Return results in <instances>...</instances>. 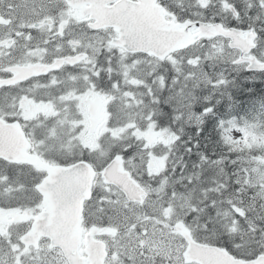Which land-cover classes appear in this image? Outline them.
<instances>
[{
    "label": "snow or ice",
    "instance_id": "snow-or-ice-1",
    "mask_svg": "<svg viewBox=\"0 0 264 264\" xmlns=\"http://www.w3.org/2000/svg\"><path fill=\"white\" fill-rule=\"evenodd\" d=\"M225 63L264 74V0H0V264H264Z\"/></svg>",
    "mask_w": 264,
    "mask_h": 264
},
{
    "label": "trees",
    "instance_id": "trees-1",
    "mask_svg": "<svg viewBox=\"0 0 264 264\" xmlns=\"http://www.w3.org/2000/svg\"><path fill=\"white\" fill-rule=\"evenodd\" d=\"M203 91L208 99L215 101V106L224 105L223 115L219 119L239 118L241 122L245 119L250 122H259L260 117L264 115V75H258L254 78L239 76L233 82L228 81L220 89L212 90L205 86ZM195 107L197 112H200V105L196 104ZM194 133L191 130L187 131L189 138ZM211 135L210 130L209 136ZM216 135L218 138V130ZM201 143L204 144L205 141H201ZM207 145L208 151L204 153L205 155L217 151L211 140L207 141ZM192 158L194 163L199 161V155L193 154L191 157H187L189 165H192L190 161Z\"/></svg>",
    "mask_w": 264,
    "mask_h": 264
},
{
    "label": "bare ground",
    "instance_id": "bare-ground-1",
    "mask_svg": "<svg viewBox=\"0 0 264 264\" xmlns=\"http://www.w3.org/2000/svg\"><path fill=\"white\" fill-rule=\"evenodd\" d=\"M227 72H232V73H234L233 71H230L229 69H227ZM256 76H258V75H253L252 76V78H254V77H256ZM187 131H190V127H187V129H186V133H187ZM190 137V136H189ZM191 161V164L193 165V158L190 160ZM188 168H189V170L191 169V166L188 164Z\"/></svg>",
    "mask_w": 264,
    "mask_h": 264
}]
</instances>
